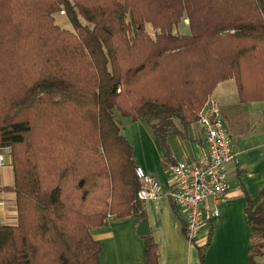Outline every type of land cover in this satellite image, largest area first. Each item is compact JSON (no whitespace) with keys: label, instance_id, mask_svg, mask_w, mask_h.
<instances>
[{"label":"trees","instance_id":"trees-1","mask_svg":"<svg viewBox=\"0 0 264 264\" xmlns=\"http://www.w3.org/2000/svg\"><path fill=\"white\" fill-rule=\"evenodd\" d=\"M228 80L241 102L264 100V0H0V148L13 174L0 191L15 220L0 223V264H101L92 229L146 220L123 120H142L170 161L169 137L186 138ZM245 212L246 264H264V188Z\"/></svg>","mask_w":264,"mask_h":264},{"label":"crops","instance_id":"crops-1","mask_svg":"<svg viewBox=\"0 0 264 264\" xmlns=\"http://www.w3.org/2000/svg\"><path fill=\"white\" fill-rule=\"evenodd\" d=\"M186 31L185 28L182 32ZM210 97L216 106H205L203 113L222 118L236 160L223 166L227 192L218 202L207 200L205 211L215 208L216 215L203 224L192 243L184 235V215L168 198L173 179L167 168L170 163L196 161L206 156L202 127L196 122L186 128V138L169 137L171 157L165 161L160 144L142 120H123V135L133 149L134 165L162 187L156 201L143 202L149 235L157 246L158 264H202L200 248L207 242L209 233L203 264H246L247 261L250 239L245 212L247 199L256 198L264 188V100L241 102L234 80L218 84ZM0 176V188L12 187L10 165L1 169ZM13 200L11 192L0 191L1 224H15ZM138 224L134 217L111 219L104 227L91 230L93 239L103 246L101 264H145L143 239L136 233Z\"/></svg>","mask_w":264,"mask_h":264},{"label":"built area","instance_id":"built-area-1","mask_svg":"<svg viewBox=\"0 0 264 264\" xmlns=\"http://www.w3.org/2000/svg\"><path fill=\"white\" fill-rule=\"evenodd\" d=\"M205 106H216L209 97ZM217 114V110H213ZM199 125L203 129L207 154L205 157L188 162H176L167 168L173 179V188L168 198L184 215V235L189 242H195L203 224L210 222L216 215V209L205 211L208 199L220 201L227 192V178L223 166L236 160L228 130L222 118L210 113L199 115ZM9 148H0V171L7 164ZM135 175L140 182L137 198L141 202H154L162 194L159 182L135 168Z\"/></svg>","mask_w":264,"mask_h":264},{"label":"rangeland","instance_id":"rangeland-1","mask_svg":"<svg viewBox=\"0 0 264 264\" xmlns=\"http://www.w3.org/2000/svg\"><path fill=\"white\" fill-rule=\"evenodd\" d=\"M62 13H63V12H62ZM62 13L58 14V15L55 17V22H56L57 24L63 26V28L65 27V28H67V29H71L70 25L67 23V21H66L64 15H63ZM185 28L187 29V27H185L184 24H181V25L178 27V30L183 31ZM121 120H123V119H121ZM8 152H10V149L8 150ZM0 177H1V176H0ZM112 218H113V217L108 216V217H107V220H111Z\"/></svg>","mask_w":264,"mask_h":264},{"label":"water","instance_id":"water-1","mask_svg":"<svg viewBox=\"0 0 264 264\" xmlns=\"http://www.w3.org/2000/svg\"><path fill=\"white\" fill-rule=\"evenodd\" d=\"M136 233L140 237L149 235V227H148L147 220H142L139 222L136 228Z\"/></svg>","mask_w":264,"mask_h":264}]
</instances>
